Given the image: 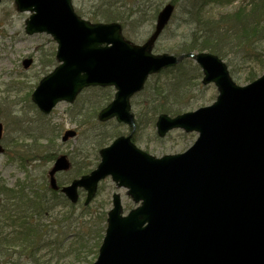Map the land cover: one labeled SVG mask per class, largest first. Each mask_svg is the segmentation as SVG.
<instances>
[{
	"label": "water",
	"instance_id": "95a60500",
	"mask_svg": "<svg viewBox=\"0 0 264 264\" xmlns=\"http://www.w3.org/2000/svg\"><path fill=\"white\" fill-rule=\"evenodd\" d=\"M15 3L19 11L32 14L26 20L28 34L49 33L58 44L60 64L32 95L45 113L61 100H75L85 87L115 85V99L99 117L105 121L116 116L135 127L131 98L149 75L179 59L151 52L175 9L171 3L144 45L126 40L118 22L80 17L72 0ZM188 56L202 65L203 82H216L220 95L212 106L197 111L177 117L161 114L157 127L161 136L176 127L198 131L192 148L156 158L135 145L132 133L119 136L101 150L96 170L63 189L76 202L78 188L84 187L89 202L98 182L112 175L136 202L142 201L124 216L120 194L115 195L94 264H264V75L240 86L217 55L190 52L182 57ZM31 63L26 58L24 66ZM3 128L0 123V141ZM75 134L67 131L64 140ZM69 167L66 155L57 159L50 172L53 187H59L54 174Z\"/></svg>",
	"mask_w": 264,
	"mask_h": 264
},
{
	"label": "trees",
	"instance_id": "16d2710c",
	"mask_svg": "<svg viewBox=\"0 0 264 264\" xmlns=\"http://www.w3.org/2000/svg\"><path fill=\"white\" fill-rule=\"evenodd\" d=\"M171 1L176 2L178 8L173 21L180 20L176 23L175 29L179 26L189 29L175 48L176 54L210 50L227 59L234 76L244 75L247 80H254L262 70L264 61L262 58L264 0H241L237 8L229 13L219 14L218 17L211 16L207 8L213 7L214 4L228 6L235 0ZM75 2L76 11L88 19L99 22L120 21L131 35L134 33L143 35V28L147 23L153 25L166 0H75ZM176 32L177 30L175 34ZM53 60L48 59L45 67H50L55 61ZM191 65L192 67L187 70ZM236 69L240 72L237 73ZM189 70H192V74ZM47 72L48 70L45 71ZM170 73H173L172 81L160 79L153 81L147 84L146 89L135 99V105L141 104L138 107L144 106L147 110L143 112V109H140L143 112L141 114L153 116L152 121H155L160 112L173 115L190 107L191 104L187 103L192 96L190 84L195 80L199 81L203 74L200 66L191 60L180 63L175 69H171ZM201 85L202 82L198 87ZM98 90L104 91L97 97L102 99L93 101L91 105V108L95 109L94 118L113 95L112 89ZM96 91L97 89H94V94ZM83 109L85 108L82 107L81 112ZM40 120L39 124H30L23 136L33 140L30 145L35 154L45 152L51 155L56 150L54 145L60 132L57 125L48 117H40ZM144 124L141 123L139 127ZM118 133L120 131L115 135ZM106 135L108 140L114 136L110 132ZM93 136L92 144H96L95 152L98 153V149L107 143L104 140V130L94 131ZM41 140L48 142L39 143ZM0 190L5 192V195L0 196V264H76L78 260L84 258L82 262L94 261L103 239L102 231L105 227L102 223L107 217L105 213L102 218L101 215L88 216L90 213L88 208L78 212V206L73 205L66 196L55 190L36 192L34 195L26 194L23 188L14 193L3 185H0ZM84 218L88 226L71 231ZM69 232L71 237L67 240ZM91 238L93 242H90Z\"/></svg>",
	"mask_w": 264,
	"mask_h": 264
},
{
	"label": "rangeland",
	"instance_id": "374dc122",
	"mask_svg": "<svg viewBox=\"0 0 264 264\" xmlns=\"http://www.w3.org/2000/svg\"><path fill=\"white\" fill-rule=\"evenodd\" d=\"M238 1L233 4H229L228 6H217L214 4L213 7L207 8V12L213 17H218V14L229 13V11L237 8ZM29 16V12L25 11L24 13H21L17 11L14 0H3L0 4V86L10 87L14 89H16L17 87H21V89L18 90L19 92L17 94V97L13 92H6L5 95H8L9 98L0 96V109L4 110L5 108L7 109L15 105L13 106V112H18L17 116L21 115V117L26 113L28 116L32 117H36L38 115L35 109L33 110V112L29 111V106L31 105H29L27 97H29L30 93L34 91L33 89L38 83L39 78L41 77V70L44 63H47L48 59H51V54H53L57 49V44L53 40L51 35L39 33H36V35H28L26 33L25 19ZM179 21L180 20L173 21L169 28L166 29L165 34L159 40V43L157 45V52H173L174 50L171 51V49L175 48L177 44L181 43L180 41L183 38L182 36L184 34H187L189 29L183 26H179L178 28H176L177 32L175 34V26ZM148 30L149 23L146 25V27L143 28V35H141L140 37L133 36L130 38L136 40L137 42H142L147 37V34L149 32ZM136 38H138V40ZM26 57L34 58V64L29 68L24 69L22 63ZM190 67H192V65L188 66L187 70ZM189 72L190 74H192V70H189ZM238 72L240 71L237 70V73ZM263 73L264 69L262 68V70L259 71L258 75H261ZM157 79L159 78H153L152 80ZM161 79H163V77H161ZM235 80L238 81V83L241 85L250 82L244 77V75L241 77L238 74L237 76H235ZM200 81L201 78L199 79V81L195 80L190 84L192 90L191 95L194 96V98L191 96L190 100H187V103L191 104L187 109H196L204 104H211L219 94L214 84H211V86L201 85L199 88L198 86L200 84ZM194 87H197V89H194ZM103 91L104 90L97 89L94 94V89H92V93H89L90 95H88L89 97H94L88 98V100L92 102L93 99H98L97 97H99L103 93ZM68 107L69 106L66 102H61L54 109V112L51 115L53 121H56L58 124L64 125V129L72 128L73 126L76 127V125H78V123L70 120ZM0 120L5 124L4 145H6V147L9 145L10 147H12V149H14V141H16L14 140V138H16L17 135L14 129V123L13 121H9L8 118L4 117V113L1 112ZM93 126L94 127L89 129V131L87 130L86 125L83 126L84 128L82 127V133L75 140L70 141L69 143H63L58 140V144L63 145L57 147V153L60 154L63 152L67 153L69 151H72L75 156H77V159L80 160L83 159V155L78 150L82 149L84 154L89 153L88 151H91L92 153H90V160L95 161L96 144H92L94 131L99 130L102 132V130H104L105 141H109L106 137L107 132L112 133V135H115L117 131L127 132V128L125 126L122 127L117 124L115 125L114 122H112L111 124L103 125L97 121L93 124ZM142 128L143 129L137 136L141 140H138V145L142 149H145L146 151L151 152L156 156L182 152L189 148V146H191L198 137L197 133L195 132L187 133L181 129L173 130V132H171L164 140H158L154 137L156 131L155 126L149 124L148 126H143ZM10 141H12V143H10ZM11 152L12 151L10 150V153ZM29 163H32L34 165L32 176L37 179L40 178V183L43 181L42 175L47 172L50 166L53 165L52 163L49 164L50 166L46 165L44 164L45 161H42L40 163L39 160L36 162L31 161ZM26 175L27 174L25 173V170H23V168H20V166H18L14 159L9 158V156H7V154L5 153L0 154V177L3 179L2 181H4L8 186L11 187L14 184L16 185L18 182H27L29 177L27 178ZM41 185L43 184L41 183ZM103 190L104 191L101 193L102 196H99L96 202H93L92 206H98L104 199L106 201V208L107 210H109L112 205L109 204L108 201H112V193L114 190L121 191V193L124 195V203L128 204L129 198L126 195L125 190H117L115 188V183L112 182L111 178L105 181ZM78 212H82V210H79ZM84 220L82 219V222H79L77 226L71 229V231H77V229L80 227L88 226L85 223L87 222V220L85 218ZM90 242H93V238H91ZM84 260L85 258L81 261L78 260L76 264H92L90 263V261L82 262Z\"/></svg>",
	"mask_w": 264,
	"mask_h": 264
},
{
	"label": "bare ground",
	"instance_id": "6f19581e",
	"mask_svg": "<svg viewBox=\"0 0 264 264\" xmlns=\"http://www.w3.org/2000/svg\"><path fill=\"white\" fill-rule=\"evenodd\" d=\"M21 89V87H17L16 89L14 88H10V87H2L0 86V96H5V98H9L8 95H5L6 92H13L14 95H16L17 97V94H18V90ZM21 94V93H20ZM19 94V95H20ZM25 100V99H24ZM28 101V100H27ZM32 104H34V101L32 100L31 101ZM15 106V105H13ZM13 106L10 107V108H5L4 110L3 109H0V112L1 113H4V117L8 118L9 121H13L14 123V129H15V133L17 134L16 135V138H14V149L12 151V154L15 155V158H18L19 160L21 159L22 162L20 163V168H23V170H25V173L27 174V178L29 177L28 181L30 183V185L32 186H40V178H34L32 176V170L34 169V165L29 162L31 161H38L41 163L42 161H57V160H50V157L48 156L47 153L45 152H42L41 154L39 153H34L33 155H30L29 153V148H30V142L32 141L31 138L29 137H26L23 136V134L25 133V130H24V127H25V124L22 122V117L21 115H18V112H13ZM0 123H2L3 125H5L1 120H0ZM10 143H12V141H10ZM67 161L68 163L70 164V172H72L73 174H79L80 172V168H79V163L78 161L74 158H67ZM0 180H3L1 177H0ZM11 190L14 191L15 193H17L19 190L17 188L13 186H11ZM2 191V193H0V196H3L5 195V192H3V190H0Z\"/></svg>",
	"mask_w": 264,
	"mask_h": 264
},
{
	"label": "flooded vegetation",
	"instance_id": "af4514ba",
	"mask_svg": "<svg viewBox=\"0 0 264 264\" xmlns=\"http://www.w3.org/2000/svg\"><path fill=\"white\" fill-rule=\"evenodd\" d=\"M86 162V161H85ZM85 162H82V161H78V163H79V168L82 170V168H84L85 167V165H86V163ZM100 190L102 191L103 189L102 188H100Z\"/></svg>",
	"mask_w": 264,
	"mask_h": 264
}]
</instances>
